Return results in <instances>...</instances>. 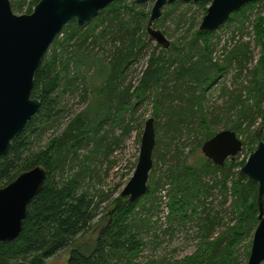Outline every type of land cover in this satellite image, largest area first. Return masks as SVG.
<instances>
[{
  "label": "trees",
  "instance_id": "16d2710c",
  "mask_svg": "<svg viewBox=\"0 0 264 264\" xmlns=\"http://www.w3.org/2000/svg\"><path fill=\"white\" fill-rule=\"evenodd\" d=\"M10 1L14 13L31 14L32 7L41 0ZM134 2L122 0L113 3L82 29L73 21L65 27L46 55L32 92V98L41 101V109L22 135L12 142L9 153L0 157V189L38 166L44 167L48 176L42 192L28 206L20 236L10 243L0 242V264H46L49 259L70 248L68 264H140L138 260L147 246L143 234L151 225V219L142 217L150 211L147 205H143V210L148 212L140 213L139 204L147 200L151 201L152 208L158 207L161 199L156 194L165 192V185L169 187L166 191L170 201L168 224H186L202 216L198 225L204 229H199L202 235L194 254L179 261L152 264H238L236 249L256 227L259 211L256 202L258 185L251 184L241 173L236 175L237 179H233L235 175L232 172L237 164L232 162L229 165L231 162H227L221 168L207 161L197 170L185 166L186 157H183L184 152L179 151L173 154L167 164L168 169L159 181L148 186V193L144 197L130 203L128 198L120 196L107 207L98 222V229L93 228L100 215L101 203L97 204L96 197L84 189L90 166H81L77 174L66 175L68 169L75 166L78 153L85 143L94 144V150H99L109 134L106 131L101 136L102 130L108 126L114 131L113 127L123 125L128 112L130 121L136 120L138 108L150 99L154 102L156 118L166 119L163 131L155 125L157 136L161 134L162 140L174 143L185 130L191 131L190 122H197V131L204 138L203 143L210 140L217 134L211 128L210 120L215 118L217 121V118L224 116L213 114L211 118L208 115L206 104L209 94L233 69L237 71L236 81L245 73L250 74L253 80L248 86L241 85L237 91H229L223 84L222 94L228 97L224 106L229 108V112L239 109V119L248 114V129L254 128L261 120L260 128L254 133L257 139L264 141L263 56L259 66L251 69L253 57L250 44L234 39L233 43L223 47L224 62L218 61L215 58L218 45L212 43L213 33H200L196 23L192 26L195 30L193 36L184 39V43L171 44L169 49L163 48L160 53H157L159 48L155 49L149 57L140 86L133 92L131 87L125 89L129 71L142 55L146 40L151 41L148 32H145L150 14L140 12L141 6ZM211 4L212 0H203L194 6L206 14ZM258 4H247L239 13L231 16L230 23ZM180 5L176 3L170 8ZM26 6L28 9L25 11ZM247 21L241 24L244 26ZM101 25L103 27L97 33L96 28ZM107 30L112 33H106ZM256 31L257 39L262 43L264 18L257 20ZM92 39L100 41L103 47L111 45V48L96 57H88L82 50ZM72 45L75 46L73 52L65 57V49L72 48ZM72 70L75 74L69 78ZM92 72L91 89L87 85L83 91L86 94L89 89L95 97L94 107L72 119L64 133L52 139L47 147L37 149L36 142L44 131L58 124L64 112L61 105L63 97L72 92L80 80V74ZM232 125L226 126L225 130L235 133L243 131V123ZM130 131L129 125L125 133L129 134ZM167 144L165 155L171 152ZM154 155H157V150ZM163 162L166 165V161ZM218 176L222 178L220 181ZM211 178L215 186H210ZM230 183L232 186L229 188ZM218 185L222 191L231 192L235 197V206L242 220L240 226L228 235L216 237L218 217L206 207L202 198ZM202 205L204 208L200 212ZM92 231L97 235L94 242L78 244L82 237ZM247 255L250 256V252Z\"/></svg>",
  "mask_w": 264,
  "mask_h": 264
},
{
  "label": "rangeland",
  "instance_id": "374dc122",
  "mask_svg": "<svg viewBox=\"0 0 264 264\" xmlns=\"http://www.w3.org/2000/svg\"><path fill=\"white\" fill-rule=\"evenodd\" d=\"M129 1L132 2L135 0ZM263 2L264 0L258 2L260 4L255 6L253 10L240 16L234 22L230 23V21H228L224 26L213 33L212 43L214 45H218L216 50L217 52L215 53V58L219 59L218 61L224 62L222 57L223 47L228 45V43L231 44L232 40L235 39L236 42L242 41L243 43L250 44V53L253 57L251 69L259 66V62L263 56V40L262 43L258 41L256 27L257 20L261 17L264 18ZM154 5L155 1H151L142 5L139 11L142 13H149L151 15ZM194 5L196 4L191 2L181 3V5L177 8H170L172 6L166 7L163 11L162 17L164 21L161 20V18L160 21L155 23L154 28L162 31L171 44H176L180 41L183 42L187 37L190 39L195 32L192 26L196 23V29L198 30L204 16L206 15L205 11ZM32 8L33 12L35 6ZM27 9L28 6L25 7V11ZM15 14L18 16L24 15L21 12H15ZM246 19H248V21L243 26L241 23H244ZM147 25L148 22L146 24V33ZM102 27L103 26L101 25L96 28L97 33L102 29ZM108 31L110 30H107L106 33ZM110 33L112 32L110 31ZM139 34L141 35V33ZM148 38L151 41L146 40V46L142 55L131 68L125 79V89L131 87L132 92L140 86L143 72L147 68L148 60L152 52L158 48L160 50L157 51V53H160L161 50H163V47L152 40L149 34ZM92 42H95V44ZM71 47L72 48L65 49V57L70 56L69 54L73 52L75 46L72 45ZM83 48V53L88 57H96L97 54L108 51V49L111 48V45L103 47V45L100 44V41L97 42L92 39L89 40V43ZM61 52L62 50L59 51V53ZM72 71L73 72L70 74L69 78L75 74V71ZM236 73V70H231L219 82V84L210 91L211 93L209 92L210 94L206 104L208 115L211 118L213 114L220 116L223 114L224 116L222 119L217 118V121L215 118H210L211 128L217 133L225 131L226 126L231 127L234 123H243V131L241 133L237 132V135L242 140L244 148L237 157L227 161L231 162L229 165H232V162L237 164L236 168L233 169L232 172L233 175H235L233 179H237L236 175L241 173V170L247 164L249 157L257 150L259 143L261 142V140L255 137L254 133L255 130L260 128L261 120H258L254 128L248 129V114L245 116L243 115L242 119H239V109L237 111L233 110L229 112V108L224 106L228 101V97L225 96L226 94H222L223 84L224 88L229 91H237L241 85L248 86L249 82L253 80L250 74L247 75L245 73L241 79L236 81ZM93 76V72L92 74L89 73L86 75L80 74V80L75 85L72 92L67 93L62 99L61 105L64 112L58 121V124L50 126L44 131L36 142L37 149L47 147L52 139L59 137L64 133L72 119L80 113L94 107L96 103L95 97L92 96L89 89L86 94L83 91L84 86L87 85H89L91 89ZM95 83L97 84L98 82ZM223 106L224 112L221 111ZM150 118L155 119V125L159 126L160 130L164 129L166 119L165 117L161 119L156 118L154 102L151 99L140 105L136 112V120L130 121V113L128 112L126 115V122L121 126L113 127L114 131H111V127L108 128V126H106L100 134L101 136H104L106 131H108L109 134L103 141L102 147L99 150H94V144L89 145L88 143H85L84 148L78 153L75 166L72 167V169H68L66 173L67 176L77 174V172L81 169V166H90V171L87 173V178H85L84 189H88L91 195L96 197L95 201L97 204L101 203L99 209L100 215L95 220V226L93 229L99 228L98 222L101 221V218L103 217L102 214L105 212V209L110 207L114 201L121 196L122 191L132 179L139 161L145 124ZM129 125L131 127V131L129 134H126L125 132H127ZM190 125L191 127L189 126V128L192 132L185 130L181 135L177 136V140L174 143L168 140H162L161 134L157 136L156 133L155 150H157V155L153 154L154 165L150 173L148 186L159 181V178L168 169L167 164L171 157L179 151L184 152L183 157H186V159L184 158V164L187 167H192L198 170L201 169V165H203V163L210 161L205 157L202 151V146L205 142L203 143L204 138L200 132L197 131V122H190ZM166 144L168 145L169 151L171 150V152L167 153V155H165ZM163 161H166V165ZM221 179V176H218V180L220 181ZM209 182L210 186H215L213 178H211ZM231 186L232 184L230 183L229 188ZM168 190L169 187L165 185V192H158L156 194V197L161 199L159 200L160 205L158 204V207L155 206L152 208L150 204L151 201L147 202V200H143L139 204L141 205L139 210L140 213L145 214L148 212L143 210V205H147V209L150 211L146 216L143 215L142 217H148L151 219V225L146 228V231L143 234V238L147 246L141 258L138 260L140 264L160 263L161 261L174 262L182 260L185 257L194 254L197 250L198 244L200 243L202 234L199 232V229L204 228H201L198 225V220L202 216H199L197 220H192L186 224L176 222H169L168 224L167 218L169 215L168 212L170 211H167L166 208H164L170 202L169 194L167 193ZM209 194L205 195L202 199L204 204L207 205L206 207L208 209H212V214H216L218 217L216 224V237L222 234L226 236L231 232V230L237 229L241 224L242 217L235 206L236 199L233 195H231V192L226 193L222 191L220 185H218L212 192L209 191ZM203 208V205L199 207V211L202 212ZM258 225L259 221L257 222L256 227L253 228L250 236L245 238L238 249H236L238 251H236L238 264H248L250 256H248L247 253L250 252L251 254V244ZM96 236V233L92 231L82 237L78 244L92 243L96 239ZM70 254L71 248L49 259L46 264H68Z\"/></svg>",
  "mask_w": 264,
  "mask_h": 264
},
{
  "label": "water",
  "instance_id": "95a60500",
  "mask_svg": "<svg viewBox=\"0 0 264 264\" xmlns=\"http://www.w3.org/2000/svg\"><path fill=\"white\" fill-rule=\"evenodd\" d=\"M122 0H41L31 14L18 16L10 0H0V157L6 156L12 142L19 138L28 123L39 113L42 103L32 98L39 69L55 41L73 21L78 28L87 27L101 12ZM155 1L147 25L152 40L164 49L171 43L165 34L154 28L166 7L176 3L203 0H135L138 6ZM262 0H212L199 27L200 33H214L233 14L247 4ZM264 56V35H263ZM156 146L155 119L145 124L139 161L135 173L121 196L135 203L149 190ZM244 144L237 133L225 130L217 133L202 146L205 157L217 167H225L229 159L242 152ZM47 170L38 166L21 174L14 182L0 189V242L15 241L23 230L28 206L45 185ZM241 176L258 185V221L248 264L264 263V141L251 154L241 170Z\"/></svg>",
  "mask_w": 264,
  "mask_h": 264
},
{
  "label": "built area",
  "instance_id": "2783aa9c",
  "mask_svg": "<svg viewBox=\"0 0 264 264\" xmlns=\"http://www.w3.org/2000/svg\"><path fill=\"white\" fill-rule=\"evenodd\" d=\"M164 208H166L167 211H169V207L168 205H166ZM169 213V212H168Z\"/></svg>",
  "mask_w": 264,
  "mask_h": 264
}]
</instances>
